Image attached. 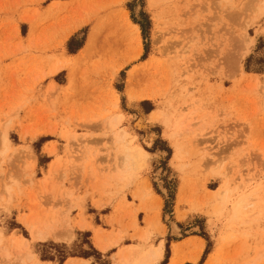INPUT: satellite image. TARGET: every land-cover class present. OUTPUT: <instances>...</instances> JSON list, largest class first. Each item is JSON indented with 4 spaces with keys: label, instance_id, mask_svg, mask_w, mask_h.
I'll return each instance as SVG.
<instances>
[{
    "label": "rangeland",
    "instance_id": "rangeland-1",
    "mask_svg": "<svg viewBox=\"0 0 264 264\" xmlns=\"http://www.w3.org/2000/svg\"><path fill=\"white\" fill-rule=\"evenodd\" d=\"M52 1L0 0V264H264L261 0ZM51 217L71 242L23 224Z\"/></svg>",
    "mask_w": 264,
    "mask_h": 264
},
{
    "label": "bare ground",
    "instance_id": "bare-ground-1",
    "mask_svg": "<svg viewBox=\"0 0 264 264\" xmlns=\"http://www.w3.org/2000/svg\"><path fill=\"white\" fill-rule=\"evenodd\" d=\"M136 13H138V9H137ZM254 14H255L254 22H258L259 20L264 18V0L257 2L256 12ZM251 43L252 42H248L247 44L252 46ZM249 49H250V47H249ZM60 68H63V66ZM118 126H119V122H117L116 120L111 122V124L109 126L110 134H112L114 136L115 145L117 147L120 146L125 141V139L127 137V132L123 129H118ZM3 134L4 135H3L2 139H3L5 151H6L8 149V146L10 143L8 140V133L5 131ZM138 150L142 156V161L145 162L147 160V158L149 157V154L142 149H138ZM132 153L133 152L131 151V148L128 145H124L122 151L119 154L121 161H122V166H124V167L127 166L133 160V157L131 156ZM136 157H138V156L136 153H134V159H136ZM213 172H214L215 177L220 176L219 172H217V171L216 172L213 171ZM148 190L150 191V193L152 192L151 187L149 185L147 186V191ZM219 196H220V194H219ZM243 206H244L243 202L238 203L236 206V210H240L241 208H243ZM218 210H220V208ZM66 218H68L67 215H66ZM57 222H58L57 217H51L50 219H48V221L42 220L41 223H34L33 221H25L24 220L23 224L30 231H32L33 239L38 241V242H46V241L52 240V239L55 240L56 242H67V243L71 242V240L74 238V233L72 231V228L65 234L59 233L58 230L55 229V225L57 224ZM152 224H153V222L151 220H149V225H152ZM76 227L82 231L83 230H90L91 231L94 228L92 225H89L83 217H82L81 221H79L77 223ZM159 227L164 233L165 228L163 229L162 226H159ZM163 233H162V235H163ZM198 242L201 244V247H199L200 252H198L195 256H193L192 258L189 259V261L193 264H196L199 261V259L201 257V253L203 252L204 243H203V241H200V240ZM10 243H11V246L16 248L17 250L21 249L24 257H26L28 259H32L35 257V254L30 249L28 241L24 240L23 238L12 237ZM2 244H3V238L0 235V246ZM95 244H96V246H98L101 249L102 252H106L109 249V246L102 243V241L99 238L96 239ZM0 256L8 258V257H10V254L5 250L0 249ZM163 258H164L163 244H160L159 247L152 249L150 251V253H148L146 255L145 260L147 262L151 263V262H158V261L162 260ZM181 262H182V259L180 257H178L177 248H176L174 258L172 259L170 264H179ZM209 262H210V264L214 263L213 257L209 259ZM256 262H257V260L254 261L253 264ZM34 264H50V263H46V262H42V261L38 260ZM66 264H74V262H70V263L68 262Z\"/></svg>",
    "mask_w": 264,
    "mask_h": 264
},
{
    "label": "trees",
    "instance_id": "trees-1",
    "mask_svg": "<svg viewBox=\"0 0 264 264\" xmlns=\"http://www.w3.org/2000/svg\"><path fill=\"white\" fill-rule=\"evenodd\" d=\"M73 43H74V41H71L69 43V53L70 54H76L82 48V46H83L82 44H80L75 49H72L71 46H72ZM72 256L81 257V258H90L93 255L92 254H87V253L84 254L83 253V254L78 255V256H76V255H72ZM67 258H68L67 254H63L62 257H61V259H60V263H63ZM168 258H169V250H167L166 259H165V261H164L163 264H167L168 263ZM43 260H51V261H53L52 258H49L48 259V258H44V257H43Z\"/></svg>",
    "mask_w": 264,
    "mask_h": 264
},
{
    "label": "crops",
    "instance_id": "crops-1",
    "mask_svg": "<svg viewBox=\"0 0 264 264\" xmlns=\"http://www.w3.org/2000/svg\"><path fill=\"white\" fill-rule=\"evenodd\" d=\"M72 2V0H68V1H60V0H54V1H52L51 3H50V5H51V7L52 6H55V5H68V4H70ZM49 5V6H50ZM155 196V195H154ZM153 196V197H154ZM156 197V196H155ZM154 197V198H155ZM156 199V198H155ZM97 238H99L100 240H101V238H100V234L98 233L97 235H96V238H95V240L94 241H96V239ZM160 242V241H159ZM163 243H164V241H163ZM163 248H164V246H163ZM74 260H76V263H80L79 261H83V260H81V259H74ZM120 260H121V256H120Z\"/></svg>",
    "mask_w": 264,
    "mask_h": 264
}]
</instances>
